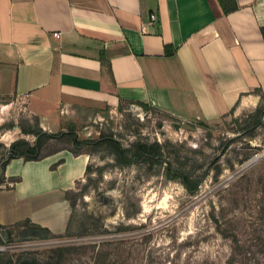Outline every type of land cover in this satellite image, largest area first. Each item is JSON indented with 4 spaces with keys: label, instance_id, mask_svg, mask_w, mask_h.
<instances>
[{
    "label": "crops",
    "instance_id": "obj_1",
    "mask_svg": "<svg viewBox=\"0 0 264 264\" xmlns=\"http://www.w3.org/2000/svg\"><path fill=\"white\" fill-rule=\"evenodd\" d=\"M236 3L223 14L217 0H0V101L28 95L29 112L65 132L69 117L125 103L184 121L253 110L264 95V0ZM89 160L66 149L10 160L0 225L28 219L63 234L65 193Z\"/></svg>",
    "mask_w": 264,
    "mask_h": 264
},
{
    "label": "rangeland",
    "instance_id": "obj_2",
    "mask_svg": "<svg viewBox=\"0 0 264 264\" xmlns=\"http://www.w3.org/2000/svg\"><path fill=\"white\" fill-rule=\"evenodd\" d=\"M264 106L262 101L258 106ZM230 112L207 126L157 108L122 104L61 122L90 156L69 193L68 226L51 237L31 225L0 226V264H264V115ZM58 131L18 98L0 101V166L13 140ZM140 141L159 157L123 165ZM199 181L190 193L179 176ZM4 178L0 168V181ZM8 186L5 182L0 188Z\"/></svg>",
    "mask_w": 264,
    "mask_h": 264
},
{
    "label": "trees",
    "instance_id": "obj_3",
    "mask_svg": "<svg viewBox=\"0 0 264 264\" xmlns=\"http://www.w3.org/2000/svg\"><path fill=\"white\" fill-rule=\"evenodd\" d=\"M141 1V5L143 6V0ZM218 5L220 6L223 14H228L237 9L236 0H217ZM262 38L264 40V26L260 28ZM169 54V52H167ZM262 101H264V95H261ZM140 106L144 108H150L146 104H141ZM231 112V111H230ZM264 115V106H258L256 111L249 115V119L251 120V125H257L261 117ZM225 116V115H224ZM200 125L207 126V121H200ZM35 139L33 143H30L28 140L24 138H18L13 140L8 147L7 158L1 163L0 168L3 169L8 164V162L12 159L21 158L25 162L26 161H39L43 158L51 156L57 152H60L64 149L71 151L75 156L80 153H88V151L84 150L83 145L89 143L88 141L78 139L76 132L74 131H57L55 133H50L46 131H40L39 133L34 134ZM160 147L157 145H149L147 143H142L140 141L133 142L128 149H120L118 150V155L120 161L123 165H129L131 162L140 163L145 162L155 157H159ZM179 176L182 180V184L190 193H195L198 187V180L191 181L188 177L184 175H175ZM4 178L0 181V184L4 183ZM12 181L17 182L19 178H14ZM71 191H67L66 199L68 200L70 206H72L71 199L69 197V193ZM21 225H31L35 228L40 229L41 231L46 232L51 237H57L58 235H54L50 233L46 228L40 227L36 224L31 223L28 219L17 222L10 227H16ZM1 226V225H0ZM6 227V226H2ZM9 227V226H7ZM231 257L229 261H226V264H236L237 255H240V249L235 248L231 251ZM240 264V263H239Z\"/></svg>",
    "mask_w": 264,
    "mask_h": 264
},
{
    "label": "built area",
    "instance_id": "obj_4",
    "mask_svg": "<svg viewBox=\"0 0 264 264\" xmlns=\"http://www.w3.org/2000/svg\"><path fill=\"white\" fill-rule=\"evenodd\" d=\"M155 22H156V15H155V13H150V14H149V23H155ZM141 31H142V32H145V26H144V25H142V27H141ZM54 35H55L56 37H58V36H59V33H55ZM27 96H28V95H25L24 98H18V99L21 100V104H22L25 108H27V107H26Z\"/></svg>",
    "mask_w": 264,
    "mask_h": 264
},
{
    "label": "water",
    "instance_id": "obj_5",
    "mask_svg": "<svg viewBox=\"0 0 264 264\" xmlns=\"http://www.w3.org/2000/svg\"><path fill=\"white\" fill-rule=\"evenodd\" d=\"M7 147H9V145H7Z\"/></svg>",
    "mask_w": 264,
    "mask_h": 264
}]
</instances>
